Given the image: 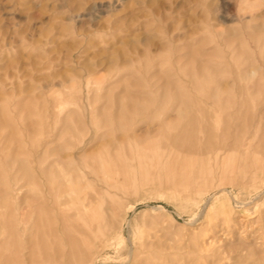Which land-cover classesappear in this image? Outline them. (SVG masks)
<instances>
[{
	"label": "rangeland",
	"instance_id": "rangeland-1",
	"mask_svg": "<svg viewBox=\"0 0 264 264\" xmlns=\"http://www.w3.org/2000/svg\"><path fill=\"white\" fill-rule=\"evenodd\" d=\"M0 264H264V0H0Z\"/></svg>",
	"mask_w": 264,
	"mask_h": 264
},
{
	"label": "bare ground",
	"instance_id": "bare-ground-1",
	"mask_svg": "<svg viewBox=\"0 0 264 264\" xmlns=\"http://www.w3.org/2000/svg\"><path fill=\"white\" fill-rule=\"evenodd\" d=\"M161 148H162V147H161ZM160 151H162V150H160ZM167 154H169V152L166 153V155H167ZM166 155H165V156H166ZM159 157H160V156H159ZM167 157L169 158V156H167ZM122 158H123V157H122ZM148 161H149V160H148ZM179 161H180V160H179ZM112 169H113V168H112ZM240 203H241V202H240ZM85 205H86V204H85ZM85 205H84V206H85ZM110 206H111V205H110ZM117 206H118V203L116 204V207H117ZM89 207H90V206H89ZM87 209H88V207H87ZM113 209H114V208H113ZM116 209H117V208H116ZM116 209H115V211H116ZM88 210H89V209H88ZM90 210H91V209H90ZM90 210H89V211H90ZM115 211L110 210V215H115ZM94 214H95V211H94V208H93V210L91 211V215H92L93 219L96 220ZM88 216H90V215H88ZM90 217H91V216H90ZM111 217H113V216H111ZM240 218H241V217H240ZM91 221H93V220H91ZM228 223H229V222H228ZM99 225H100V224H99ZM244 225H245V224H244ZM100 227L102 228V225H100ZM102 229H103V228H102ZM84 235H85V234H84ZM211 238H212V237H211ZM210 241H211V239H210ZM213 241H214V240H213ZM204 243H205V242H204ZM212 243H213V242H212ZM131 254H132V253H131ZM129 258H130V257H129Z\"/></svg>",
	"mask_w": 264,
	"mask_h": 264
}]
</instances>
